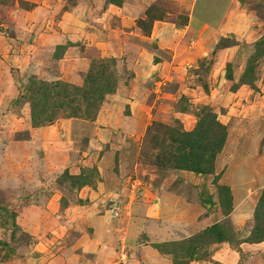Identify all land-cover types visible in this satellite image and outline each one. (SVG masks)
Listing matches in <instances>:
<instances>
[{
    "label": "crops",
    "instance_id": "crops-1",
    "mask_svg": "<svg viewBox=\"0 0 264 264\" xmlns=\"http://www.w3.org/2000/svg\"><path fill=\"white\" fill-rule=\"evenodd\" d=\"M154 1L125 0L122 6H117L108 4L106 0H0V28L5 29V32L0 30V48L6 54L2 55L4 58L7 59L9 56L10 79L15 81V77H18V86L30 77L46 81L63 80L82 85L94 59L115 58L117 61L118 87L114 94L107 96L98 120L101 123L107 119L110 124V118L107 117L109 113L103 111L109 110L108 108L119 107L118 113L121 116L117 115L118 118H115L116 123L113 127L110 124L111 129L105 127L97 130V135L102 134L107 141L105 143L107 150L101 156V160L107 159L98 166L100 180H98L99 187L97 188L100 192L102 191V194H107L105 196L107 199L115 203L110 205V209L105 208L107 204L104 207V204L100 206L105 209H98L101 202H97L93 197L98 196L100 192L96 190L91 192L93 187L89 185L83 187L70 185L72 194L70 193L69 197L66 196L67 191H61V194H55V197L53 196L51 199L48 197L44 191L48 188L47 179L52 178L53 185L66 186L57 182L65 171L76 176L86 169L80 165L73 166L72 160L73 163L70 161L71 163L63 168L59 166L58 170L51 171L48 173L51 175L45 176L43 171L48 167V164L52 165L53 161L59 158L61 162L65 152L63 154L60 152L55 158H50L52 161H49L48 155L46 158H40L46 152L40 154V157L34 158L33 164L26 173L34 182L22 184L20 190L22 196L15 194L17 190L13 193L12 202L15 200L17 224L28 234L37 235L35 232H41L40 226L46 224L56 223L59 226L58 220L63 213L66 214L65 220H68L66 223L72 227L75 226L71 234L62 229V226L57 227L60 235L67 234L69 237H67L68 243L64 244L65 249H62L63 246L60 247V253L54 258V264H120V261H117L119 257V248L117 247L123 236L129 239V247L132 251L130 264H174L173 255L162 254L154 244H166L189 238V236H193L191 235L194 234L193 232L203 231L208 225L218 224L226 219L222 206L218 203L217 189L213 183L217 177L218 183L228 186L231 195H234V199H232V206L234 202V211H236L233 214L234 220L236 222L245 221L247 227H250L251 218H253L264 189L262 181L264 173L256 160L257 154L248 148L244 151H232V147L229 146L227 149L225 147L216 159L214 174L210 175H198L186 170L157 169L156 172L160 175L156 174L155 179L152 175L147 179L145 176L142 177L143 180L138 184V186H142L131 190L130 199H126L127 189L125 190L126 187L124 188L122 185L124 182H130L131 179L129 173L133 170L132 159L135 156L134 150H132L133 145H130L126 139L120 146L113 144L110 147L107 145L111 143L109 141L117 140L122 134L126 137L127 135L134 137V134L140 133L146 128V120L152 117L149 110H153L155 107L160 108L159 105L162 106V104L155 106V103L151 106L145 104V100H148L151 94L153 84L157 85L156 92L166 88L169 90L166 93L174 98L181 97L186 92L184 90L186 85L182 84V81L187 68L174 65L176 61L182 64L192 58L195 61L196 56L203 57L202 59L214 58L209 56L208 51L216 49L213 41L215 39L219 41L220 37H223V30L226 31L230 28L231 20L236 19V23L233 24L236 29H238L239 23L244 25V22L241 21L244 19V15L237 6V0H230L229 7L220 16V19L216 20L206 18V15L213 10L212 7L205 8L203 17L198 18L197 8L200 0H191L192 6L190 14L186 15L187 20L185 19L183 23L156 20L151 34L146 35L138 27L137 21L146 17L144 15H146L147 6ZM168 13L170 14L167 12V15ZM241 15L243 19H241ZM244 21L245 25L241 27L244 31L236 38L230 37L232 41L219 49V53L217 52L216 62L214 60V63L217 64L211 66V71L208 74V78L210 76V80H213L212 84L210 81L200 82L199 73L195 74L199 86L194 82L198 90L195 89L192 82H189L192 85L190 88L194 89L196 94V91L204 92V96H200L198 101L195 100V96L198 95H192L194 99L190 101L200 103L201 107L212 105L221 121L226 124L231 123L233 115L235 117L239 112H244L247 105L251 103L248 99L256 90L247 84H241L237 90H232V86L239 82L245 71L246 60L255 49L254 43L264 36L263 30L257 29L256 31L253 28L255 22ZM260 23L262 26L264 20ZM230 33L228 32L229 35ZM72 37L76 41H72ZM226 38L224 37V39ZM187 40H194V45L188 46ZM74 42L80 47V50L75 53L73 58L70 54L76 50L73 46ZM17 44H23L24 47L20 51H16L12 45ZM235 44L238 48L236 53L230 57L226 56L227 50ZM233 46L232 48L235 47ZM59 47L66 48L61 50ZM238 57L243 63L239 64L240 67L236 70L229 71V74L232 75V78L229 79L227 68L221 67V64L224 61L233 63ZM205 62L206 60L201 63ZM192 75L188 78L192 79ZM180 77H183L182 81H177V78ZM171 84H175V87ZM222 85L223 88H221ZM256 86L259 89V85ZM10 90H13L11 86ZM180 90L183 91L179 94ZM1 91L3 88H0ZM166 93L161 97L156 96V100L169 98ZM209 93L211 94L209 95ZM13 98L10 97V103ZM28 105L26 103V106ZM126 106H130L131 113L122 116L121 108ZM134 108L137 111L135 115L133 114ZM144 112L147 114L146 119ZM175 115L181 120L187 131L193 130L197 124L196 114L177 111ZM62 120L63 126L72 124L74 136V133L76 134L74 125L77 119L63 118L60 121ZM29 121L22 125L29 128ZM80 122L89 123L86 120ZM137 123L141 124L140 132L138 130L140 127L136 126ZM260 124H264V122ZM121 125L127 126V129H122ZM35 129L36 141L39 140V143H60L67 135L60 132L62 129H59V125L55 122ZM114 132L117 133V137L114 136ZM39 134L42 135L41 138L38 136ZM231 139L228 136V140ZM241 139H236L237 147L239 146L238 141ZM254 139H258V137H254ZM26 142L28 144L34 142L33 137ZM94 146L100 149L99 144ZM118 151L120 152L119 160H116L114 155L118 156ZM108 153L109 156H106ZM96 156L98 157L99 154ZM112 156L113 163L111 165ZM240 158L242 159L240 160ZM223 160L226 166L223 168L226 170L222 176H219L222 172ZM263 160L259 161L263 162ZM107 162L110 163L109 169H104ZM89 168H93V165ZM44 182H46L45 185ZM52 183H49L50 186ZM137 190L143 191L139 193ZM137 194L140 196L137 197ZM241 197L244 199L241 200ZM20 198L25 199V205L24 201L18 200ZM20 203H23L22 206L18 205ZM113 208H118L119 214L114 215ZM209 208L211 210L207 218ZM76 221L77 224H75ZM175 223H179V225H175ZM181 228L185 229V233ZM186 230H189L187 233L190 235H186ZM250 232L251 227L246 236L250 235ZM73 233H76L74 240H70ZM80 233H82L81 238ZM91 239L93 248L90 242L88 244ZM241 248L243 252L254 254L244 264H264V241L242 242ZM226 251H229L225 256L228 259L227 262L237 264V261H234L237 259L236 251L232 248H228ZM219 255L221 256L220 253ZM220 256L217 257L219 260L222 258ZM198 261H191L190 264H201Z\"/></svg>",
    "mask_w": 264,
    "mask_h": 264
},
{
    "label": "rangeland",
    "instance_id": "rangeland-1",
    "mask_svg": "<svg viewBox=\"0 0 264 264\" xmlns=\"http://www.w3.org/2000/svg\"><path fill=\"white\" fill-rule=\"evenodd\" d=\"M237 1H238L237 6L240 11L242 10V14L244 15V19H243V16L241 15V19H243L241 21L244 22V25H245L244 20L253 21L256 23V24L252 23L253 28L256 31L257 29H261L264 31V23L262 24V26L260 23L262 22V20H264V0H237ZM191 3H192L191 0H155L154 2H151L148 4L147 11L151 12V15H153V17H155L156 20H163L168 23H174V22L183 23L185 19L187 20L186 15L190 14L191 6H192ZM229 5H230V0H200L198 4V8H197L198 18L203 17L205 8L212 7L213 10L206 15V18L209 20L210 19L212 20L220 19V16L224 14V11L229 7ZM167 12H170V14L168 13L167 15ZM144 16L147 17V15H144ZM146 19L148 21L149 16ZM235 21L236 19H232L230 28H228L226 31L223 30V37H220L219 41L216 39L215 40L213 39L214 41L212 40L214 43V47H216V49L214 50L208 49L209 50L208 53H210L209 56L211 55V57H214V58L202 59L203 57L196 56L195 61L192 58L191 60H187L186 62L182 64H180L178 61L174 63V65L176 66H184L187 68L185 74L183 75L184 78L183 77L177 78L178 79L177 81H182L181 79L183 78L182 84L186 85V87H184V90L186 91L185 93L187 94L184 93L182 94L181 97L174 98V96L166 93L169 91L166 88L161 89V91L157 90L156 92L157 85L153 84L151 94L148 100L147 99L145 100V104L151 106V105H154L155 103V106L157 104H162V106L159 105L160 108L155 107L153 110H149L150 113L152 114V117L146 120L147 121V123L145 124L146 128L142 132H140L142 127H141V124L137 123L136 126L140 127L138 129L140 133L134 134V137H129L128 135L126 137L123 134L121 135V137H119L118 135L119 140L112 139V141H109L111 143L107 144V145H110V147L113 144H117L118 146H120L127 139L126 141L130 142V145H133L132 150H134L135 156L132 159L133 160V163H132L133 170L131 173H129V176H131V179H130V182L128 181L127 183L124 182L122 185L124 188L126 187L125 190L127 189V194H126L127 200L130 199L129 195H132L131 190H136V187L138 189L139 187L142 186V185L138 186L141 180H143L142 177L145 176V179H147V178H150L152 175L153 179H155L156 174L160 175L158 172H156L161 169L158 167V165L154 164L155 163L154 157L146 156L145 152L148 150V145H147L148 140L151 139L153 135L158 134L161 136L162 134H165V131L160 130L159 128H156L154 126L153 130L148 135L147 134L148 127L154 122H160V123H164L170 126H180L181 124V126L184 128V124L181 122L179 118L176 117L175 115L176 112L179 109L186 108L189 114H195V112L196 113L198 112L197 110L201 109L200 103L198 102L193 103L190 100L194 99L192 95L194 96L198 95V96H195L196 97L195 100L198 101L200 99V96L201 97L204 96V92L200 93V91H196L197 92L196 94L195 90L191 89L192 85L189 82H192L195 89L198 90V88L196 87L199 84V81H197L198 78L196 77L195 74L199 73V79H201L200 82L210 81V84H212L213 80L212 79L210 80V76L208 78V74L211 71V66L217 64V63H214L215 57H218L217 52L219 53V49L225 47L227 44H229V42L232 41L230 37L236 38L237 36L241 34L242 31H244L241 28L243 25L242 23L238 24V29H236L235 26H233V24L236 23ZM154 23L152 26H154ZM0 30L2 32H5L4 28H0ZM228 32H231L230 35L228 34ZM6 34L8 35L7 32ZM224 37H227V38L224 39ZM71 39L72 41H76L73 39V37ZM193 41L194 40L192 41L187 40V45L193 46L194 45ZM256 42L254 43V47H255ZM75 43L76 42H74L73 46L76 48V50L75 52H71L70 54L73 58L75 56V53L80 50V47H78V45ZM22 45L23 44L12 45V47L13 49H16V51H20L24 47ZM232 46L233 45H231L230 49L227 50L226 56L230 57L231 55H234L236 53L238 49L236 47V44L234 45L235 47L233 46L234 48H232ZM254 51L255 50L253 49L251 55L254 53ZM4 53L5 52H2V48H0V88H3V91L0 92V211L3 209V211L0 212V241L4 242V244L0 243V264H54L53 262L54 258L56 257L58 253H60V249H61L60 247L63 246L62 249L63 250L65 249L64 244L65 242L68 243L67 237H69L67 236V234L63 236L60 235L59 234L60 232L57 230V227L60 228V226H62V229H64L68 234H71L74 231L73 229L75 228V226L72 227V225L70 226L66 223L68 220H65L66 214L63 213L62 217H60L58 220L59 226L56 223L52 225L46 224L45 226H40L41 232H37V231L35 232L37 235H34V234L30 235L28 233H26L28 234L27 236L22 235L23 229L17 224V220H16V213H15V207H14L15 200H13L12 202V199H14L13 193L15 190H17L15 191V194L17 196H22L21 191H20L22 184H26V183L33 181L31 178L28 177V175H26L27 169H29L31 165L33 164V159L40 157V154H43L44 152H46V154L44 153L45 155L44 156L41 155L42 157L40 158L41 159L43 157L46 158V156L48 155L47 157L49 161H52L50 160V158L51 159L55 158L57 155H59L60 152H62V154L64 152L66 153L63 160H61V162L59 158V159H55L52 165L51 163L48 164V167L45 169V171H43V174H45V176H47V174L51 171L54 172L58 170L59 166H61L62 168L65 167V165L70 164L73 160L74 162V163L72 162L73 166L80 165L82 168H86L89 172H91V178L93 179L92 185H91L93 189L91 192H95L94 190L100 192L99 188H97L99 187L98 180H100L99 173H98V166L100 165L102 161L107 159L105 158L104 160H101V156H103V154L107 150L105 148L106 146L105 143H107V141L105 140L102 134L97 135V130H99V128L104 129L105 127L111 129L114 123H116L115 118H118L117 115L119 114V116H121V114L118 113L119 107L113 108V109L108 108L109 110H103L104 113H109L107 117L110 118V124L112 125L111 127H110L109 122H107V119H104L103 122L101 123L98 120V116H99L100 111L102 110V107L99 113L96 115V117L93 120H86V121H89V123L80 122L83 120L80 118H75L77 120H75V125H74V131L76 132V134L74 133V136H73V131H72V124H70V126H67V125L63 126V123H62L63 120L60 121L63 118H60L57 121H55V123L59 125V129H62L60 130V132H63L65 135L67 134L66 136H64V140L60 143H55V142L39 143V140L36 141V135H37L36 129H35L36 127H33L32 122H31L30 106L29 105L26 106L25 99L20 98L23 91L21 90V85L20 86L17 85L19 78L15 77V81L10 79L11 78L10 77V65H9L10 60H9V56L7 59L2 56V55H6ZM204 60H206V62L202 65L201 62H204ZM247 61L248 60H246V64H247ZM242 63L243 62H241V60L238 57L233 63L224 61L221 64V67L227 68V71L229 67L232 70L234 69L236 70L238 67H240L239 64H242ZM256 72H257V80L255 81V85H259V89L257 87L255 92H253L251 97L248 99L251 101V103L250 105H247L248 107L244 109V112L242 113L239 112L237 116L235 117L233 115L232 117L233 120L231 121L230 124H227L229 128L228 136L231 137L232 139L228 140L227 138L225 147L226 149L229 146L232 147V151H238V150L244 151L246 148L253 150V152L255 151V154H257L256 160H258L259 165L262 167V171H263L262 173H264V160L263 162L259 161V160L264 159V124H260L261 122H264V57H262L258 61V67L256 69ZM190 75L193 76L192 79L188 78ZM186 77L190 80H188ZM29 79L30 78H27L26 82H28ZM26 82L25 84H27ZM194 82L197 85H194ZM10 86L13 90H10ZM171 86L175 87V84H171ZM208 87H209V84H208ZM223 87L224 86L222 85L221 88ZM182 91L183 90H180L179 94L182 93ZM164 93H166V95L169 98H161V99L156 100V96L161 97ZM210 94L211 93H209V95ZM183 96H185L187 100L181 99ZM10 97H14L11 103H10ZM191 97L192 99H190ZM128 99H130L129 96H128ZM205 106L209 107L210 105H205ZM129 107L130 106L121 108L122 116H126V114L131 113V110ZM210 108L213 109V106L211 105ZM133 112H134L133 113L134 115L137 114L136 108L133 109ZM27 116H29L30 118H28ZM144 117L145 119L147 118L146 112H144ZM28 120H30L29 121L30 127L26 128V126L24 125ZM177 121H179L180 123H178ZM51 124H54V123H51ZM17 127H20V129H17ZM64 127H66V129H64ZM120 127L122 129H127V126H124V125H121ZM38 136H40V138L42 137V135L40 134ZM114 136L117 137V133ZM32 137H33L34 142H31L28 144V142L26 141L31 140ZM254 137L255 138L258 137V139L253 140ZM238 138H242V139L238 141L239 146L237 147L235 144L237 142L236 139ZM98 144L100 146V149H97V147L94 146ZM37 149L39 150L37 151ZM161 149H162L161 147L158 148V151L160 152ZM147 152L155 153L157 152V150L154 151L152 148H150ZM96 154H99L98 156L99 158L96 156ZM119 154L120 152L118 151V156L114 155L116 157V160H119ZM238 154L240 153L238 152ZM223 155L225 154L223 153ZM106 156H109V153ZM233 157L235 158L236 156L234 155ZM241 159L242 158H240V160ZM112 160H113V156L111 157V165L113 163ZM223 163L224 164L221 169L222 172L219 174V176H222V174L226 170L224 160H223ZM91 165H93V168L90 169L89 167H91ZM105 165L107 166H105L106 168L104 169H109L108 165H110V163L107 162ZM25 175H26L27 180L25 178ZM48 175H51V174H48ZM47 180H48L47 183L44 182V185L46 183L48 188L44 191L46 192V194L48 195L50 199L55 194H61L62 193L61 191H67L66 196L69 197L71 190H72V187H71L72 185L69 182L63 181V183H58V184L66 185V186L61 185L59 187L58 185H53L52 182L54 181L52 178H49ZM262 181L264 182V175H263ZM49 183H52L51 184L52 186H50ZM213 183L215 184L216 189H217V195H218L217 197L219 198L218 203L221 205L219 194L221 190L220 185L222 184L216 183L215 179ZM79 193L80 191L78 192V194ZM106 195H107L106 193L102 194V191H101L98 196L93 197V199L96 200L97 202H101L98 207V209L100 210L105 209V208L110 209L111 208L110 205H113L115 203L107 199L105 197ZM139 196L140 195L137 194V197ZM20 199L18 200L20 202L24 201V205H25V199L24 200L23 198H20ZM232 199H234V195H232ZM240 199L243 200L244 198L241 197ZM125 203H128V201H125ZM22 204L20 203L18 205L22 206ZM105 204L107 205L105 206ZM101 205H103V207L105 206V208L100 207ZM234 207L235 206L233 202V206L231 210L229 211V213H225L226 208L225 206H222V210L224 211L223 213L226 215V219H224L221 223H223V225L227 228L231 227L232 231L230 230L229 232V235L231 236L229 238H231V241L221 242L219 241L218 234L213 235L212 234L213 231L211 229L210 231H208L209 229L206 230L207 228H210L216 224H213V225L210 224L205 230L200 231V232L196 231V232H193L194 234H191L193 235L191 237H198L199 239L202 237L201 241H203V244H204L203 246H201L199 253H198V256H200V258H197V261L200 260L198 261L199 263L203 264V262H205V264H229L230 262L228 263L227 262L228 259H226L225 257L226 254L229 252V251H226V249L228 248H232L236 251L237 259H235L234 261H237L236 262L237 264H244L245 261L249 260V258L254 256V254L252 253L243 252L241 248L242 242L239 243L240 239L247 237L246 236L247 231H249L250 227L252 231L253 223H254V215H253V218H251L252 220L250 222V227L248 228L247 224H245L246 223L245 221L243 222L240 220L236 222L234 220L233 214L236 212L234 211ZM210 210L211 209L209 208L207 212V218L209 217L208 214L210 213ZM112 212L114 213V215H117L119 214V209L113 208ZM11 213H14L15 216H12ZM7 219L11 220L10 225H12L13 223L17 224L20 229L15 232L16 233L15 239L11 238V235L14 233L13 228L10 226L7 228L6 226L3 225L5 220ZM75 224H77V221L75 222ZM175 225H179V223H175ZM181 229H183V232L185 231L184 228H181ZM187 231L189 230H186V235H190L187 233ZM32 232L34 231L32 230ZM75 234L76 233H73V235L70 237V240L72 239L74 240ZM81 237H82V233H80V238ZM189 238L181 239L179 241H188L187 239ZM7 241L10 242V246L15 249L14 252H10L9 251L10 247L8 248L5 246V242L7 243ZM89 242L91 244V247L93 248L92 239L91 241L90 240L88 241V244ZM174 242H177V241H174ZM174 242H171V243H174ZM171 243H167L166 245L165 244L158 245V247H161L163 250L166 251V253H164L161 250L160 252L162 254L172 256V253L170 252L172 250ZM154 245H156L157 247V243ZM123 246L125 248H123ZM117 248H119V257L117 261L119 260L120 264H130V260L132 259V251H130L128 237L123 236ZM176 248H179L181 251L183 250L181 246L176 247ZM79 250H82V249L79 248ZM217 253L218 255L219 253L221 254V256L219 255L220 257H222L221 260L217 258L219 257ZM192 261H195V260H192ZM231 261H233V259Z\"/></svg>",
    "mask_w": 264,
    "mask_h": 264
},
{
    "label": "trees",
    "instance_id": "trees-1",
    "mask_svg": "<svg viewBox=\"0 0 264 264\" xmlns=\"http://www.w3.org/2000/svg\"><path fill=\"white\" fill-rule=\"evenodd\" d=\"M108 4L122 6L125 0H106ZM148 10V9H147ZM147 17L138 19V27L146 35H150L152 25L156 20L151 12L146 11ZM61 50L66 47H59ZM254 53L249 57L245 71L239 82L232 87L237 90L241 84L250 85L257 89L256 69L258 61L264 57V36L255 44ZM203 65V63H202ZM117 61L115 58L94 59L86 73L82 85L72 84L63 80L46 81L35 77H30L27 84L21 85L23 91L20 98H24L30 106L31 122L33 127H43L54 123L60 118H80L82 120H93L99 113L107 96L114 94L118 87ZM228 68L227 77L232 78ZM201 80V79H200ZM206 90L208 87L206 86ZM181 99L187 100L185 96ZM179 112L187 113L186 108L179 109ZM196 116L198 121L193 130H185L180 126H170L160 122H154L147 129L149 135L153 127L164 130L161 136L156 134L148 140V150L152 148L155 153L145 152L146 156L154 157L156 165L161 170H186L201 175H210L215 172V163L218 155L223 151L228 138V125L221 121L220 116L210 107H201ZM180 123L179 121H177ZM154 144V145H153ZM162 148L158 151V148ZM90 170V169H89ZM218 177L215 182L218 183ZM91 172L84 169L79 175H70L67 171L62 174L58 183L69 182L72 186L83 187L92 185ZM220 203L225 206V213H229L232 208L231 190L226 185H220ZM223 194V195H222ZM3 209L0 211L2 212ZM7 212V211H6ZM4 214V213H3ZM2 214V215H3ZM15 216L14 213H11ZM11 220L7 219L4 226L13 228L12 239L16 238V231L20 230L17 224L10 225ZM209 229V230H208ZM213 231V235L218 234L219 241H231L229 235L231 227H225L223 223H218L206 230ZM12 231V232H13ZM11 232V233H12ZM23 231L22 235L27 236ZM209 233V232H208ZM202 238V237H201ZM198 237H190L188 241H177L171 243L174 264H189V261L197 260L203 241ZM264 241V189L254 212L253 228L249 236L239 240L240 242H260ZM4 244L3 241H0ZM167 244V243H166ZM165 244V245H166ZM6 247H10V252L15 249L10 246V242H5ZM183 250L181 251L179 247ZM161 251L165 250L158 247Z\"/></svg>",
    "mask_w": 264,
    "mask_h": 264
},
{
    "label": "built area",
    "instance_id": "built-area-1",
    "mask_svg": "<svg viewBox=\"0 0 264 264\" xmlns=\"http://www.w3.org/2000/svg\"><path fill=\"white\" fill-rule=\"evenodd\" d=\"M123 248H125V247L123 246Z\"/></svg>",
    "mask_w": 264,
    "mask_h": 264
}]
</instances>
